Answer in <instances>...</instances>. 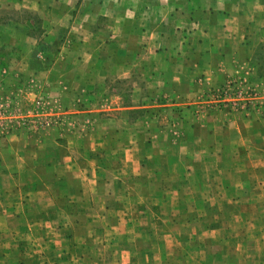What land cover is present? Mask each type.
Masks as SVG:
<instances>
[{
    "label": "crops",
    "instance_id": "1",
    "mask_svg": "<svg viewBox=\"0 0 264 264\" xmlns=\"http://www.w3.org/2000/svg\"><path fill=\"white\" fill-rule=\"evenodd\" d=\"M55 2L0 0V99L39 97L38 84L53 81L48 73L47 81L40 78V66L49 67L53 60L42 53L26 18H54ZM110 3L109 11H98V35L105 38L98 52L106 53H98L93 80L86 85L79 73L62 81L66 106L93 90L98 107L81 111L70 106L65 113L79 114V122L64 125L62 135L0 139V258L6 255L13 264H90L92 259L98 264V225L117 227L121 207L134 209L131 202L143 183L154 184L153 193L164 200L188 192L185 183L190 193L195 187L202 195L198 203L193 201L199 208V202H208L206 194H243L246 178L264 177L263 111L224 122L215 116L195 118L188 108L196 96L232 77L264 87V0ZM48 28L46 33L55 32ZM7 49L16 55L3 57ZM90 63L77 60L84 68ZM162 104L181 111L182 118L169 128L171 136L148 116ZM233 134L234 141L229 139ZM163 147L177 151L169 155ZM136 153L146 163L159 157L162 169L138 174L144 161ZM247 161L257 164L247 171ZM231 162L244 165L232 172L240 180L236 188L222 180L232 176L226 166ZM201 165L214 168L221 179L217 189L204 184L214 174L199 170ZM142 203L147 209L156 207L144 196ZM159 208L169 209L164 203Z\"/></svg>",
    "mask_w": 264,
    "mask_h": 264
},
{
    "label": "rangeland",
    "instance_id": "2",
    "mask_svg": "<svg viewBox=\"0 0 264 264\" xmlns=\"http://www.w3.org/2000/svg\"><path fill=\"white\" fill-rule=\"evenodd\" d=\"M110 1L56 0L54 9L51 8L57 15L54 18L45 20L37 14L27 16L28 24L33 27V38L44 49L42 53L44 51L45 55L53 60V64L49 67L40 66L38 69L40 78L47 81L45 74L48 73L49 79L53 81L45 82L46 85H43L42 82L38 84L39 97H23L19 101L15 97L0 99V103L10 105L12 116L23 117L21 121L15 118L8 120L6 124L10 132L0 139H5L13 134H24L27 137L36 134L38 137L62 135L64 125L71 122L75 125L76 122H79L77 119L79 114L72 113L73 111L65 113L70 109V106L81 111L94 110L98 107V93L93 90H87L91 97L72 98L70 105L66 106L65 100L68 97L63 92L62 81L64 76L68 78L71 76L73 79L74 75L79 73H83L86 85L90 80H93L91 76L95 70L98 71V53L100 56L106 53L105 51L98 52V43L105 40L103 35H98V11L100 12V8L101 11H109ZM104 19H107V24H109V18ZM50 26L55 30L53 34L46 33ZM60 29H63L64 32L60 33ZM2 54L7 59L16 55L15 51L11 49L4 50ZM78 58L89 59L90 66L84 68V66L78 65ZM240 78L244 79L241 76L232 77L220 87L196 96L192 104L188 106L191 115L195 118L215 116L219 120L227 122L228 119L239 120L252 111L264 112V87L258 89L255 82L246 78L261 94L262 99L257 104H252L247 110L233 105L218 110L206 104L214 91L225 87L230 80ZM95 85L91 84V87ZM165 104H162V108L153 109L155 112H150L148 116L159 121L158 127L162 128L164 132L168 131L167 135L171 136L174 133L169 130L174 128L175 119L180 120L182 116L180 110L164 106ZM166 107H170V110L164 111L167 109ZM260 113L264 115V113ZM230 137L232 138L229 139L234 141L236 135L233 134ZM162 150L171 155L175 154L177 148L170 151L163 147ZM143 152H141L142 155ZM234 153L238 156L240 150L235 149ZM137 154L136 159L139 158L140 161L146 159L141 154ZM145 161L143 169L137 170L138 174L146 175L149 170L152 172L158 166L160 169L156 171L157 173L162 169L161 165L163 164L159 157L155 158L153 162L146 163ZM227 164L231 167L229 170L231 174L240 171L244 166L241 162L226 163V166ZM256 164L247 161L245 163L247 171H250ZM263 165L264 159L262 160ZM211 167H214V164ZM147 168L149 169L147 170ZM203 168L207 169L208 173H215L214 168L211 170L208 165H201L199 170ZM232 168L235 170L231 171ZM201 179L202 177L198 178L199 183H201ZM205 179L204 184L209 189H217L221 180L215 174ZM222 180L231 188H236L240 182L233 174ZM142 181L144 180L142 179ZM262 181H264V177L246 178L243 194H206L204 196L209 199V203L201 201L198 205L199 208L194 207L193 201L198 203L202 195L195 187L190 188L193 189V192L190 193L189 186L185 183L183 188L188 192L179 195L180 198L172 193L166 196L167 200H164L162 196L153 193L154 184L150 186L148 182L143 183L138 188L140 192L134 194V202H131L134 209L128 212L124 207H121V216L118 215V217L123 219L119 220L117 227L98 225V264H264V184ZM172 182L174 183V179ZM172 182L168 183V189ZM195 186L198 187L197 184ZM141 188L143 192H141ZM116 196L120 198L125 195L117 194ZM143 196L147 202L154 201L156 207L144 208ZM180 199L183 203L178 202ZM228 200L230 202L227 207L230 208H225ZM162 203L169 209L159 208ZM222 205L224 208H218ZM203 206L206 207L203 208ZM0 264H13V261L5 255L0 258ZM90 264H94V259Z\"/></svg>",
    "mask_w": 264,
    "mask_h": 264
},
{
    "label": "built area",
    "instance_id": "3",
    "mask_svg": "<svg viewBox=\"0 0 264 264\" xmlns=\"http://www.w3.org/2000/svg\"><path fill=\"white\" fill-rule=\"evenodd\" d=\"M261 99L258 89L245 78H240L230 80L225 87L214 91L211 98L209 97L206 101V104L218 110L229 108V105L237 108L240 106L247 110L252 104H257ZM11 118H15L18 121L23 119L19 115L12 116L10 105L0 103V137H5L10 132L6 123Z\"/></svg>",
    "mask_w": 264,
    "mask_h": 264
}]
</instances>
